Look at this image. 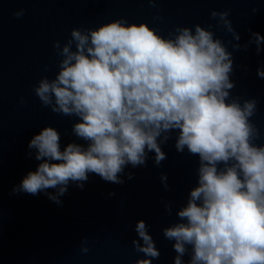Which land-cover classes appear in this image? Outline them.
I'll return each mask as SVG.
<instances>
[{"label":"clouds","instance_id":"obj_1","mask_svg":"<svg viewBox=\"0 0 264 264\" xmlns=\"http://www.w3.org/2000/svg\"><path fill=\"white\" fill-rule=\"evenodd\" d=\"M230 12L212 10L210 16L238 42ZM211 28L177 26L166 37L146 22L119 18L73 28L63 46L55 41L59 71L53 79L41 78L33 91L53 113L77 117L72 133L86 144L62 149L61 134L43 128L28 144L29 157L34 151L40 163L10 194L44 192L62 204L69 185L83 189L89 174L123 184L126 167H146L150 152L159 166L167 158L161 145L176 132L177 151L198 156L199 167L178 222L162 230L174 241V264H264V144L256 143L260 132L251 119L259 101L232 96L233 51L241 45L229 51ZM252 44L259 55L264 35L251 32L243 49ZM257 76L264 79V65ZM161 181L168 189L167 174ZM165 208L172 215V205ZM134 230L138 239L132 244L145 257L134 264H153L161 252L149 225L140 220Z\"/></svg>","mask_w":264,"mask_h":264},{"label":"water","instance_id":"obj_2","mask_svg":"<svg viewBox=\"0 0 264 264\" xmlns=\"http://www.w3.org/2000/svg\"><path fill=\"white\" fill-rule=\"evenodd\" d=\"M254 8H259L255 14ZM21 9L23 16L13 15ZM229 9L228 18L241 37L238 42L210 16L212 10ZM119 18L146 22L166 37L177 26L212 25L210 30L229 51L239 43L241 48L233 51L231 79L236 87L231 94L241 102L259 101L251 119L260 132L256 143L264 144V79L257 76L264 50L257 55L255 44L243 49L251 32L264 35V0H156L155 6L149 0H0V264H134L145 258L132 244L140 220L149 225L161 252L153 264H174V241L165 239L162 230L178 222V210L197 186L199 167L198 156L187 149L177 151L176 132L161 145L167 158L159 166L150 152L146 167H126L123 184L89 174L83 189L69 185L60 197L62 204L44 192L10 194L37 169L40 161L34 151L29 157L28 144L43 128L51 126L61 134L62 149L71 142L86 144L72 133L78 118L53 113L33 91L41 78L53 79L59 71L61 57L54 42L63 46L73 28H96ZM127 173L134 178L129 180ZM162 174H167L168 189ZM48 192L55 194L54 189ZM166 203L172 205V215Z\"/></svg>","mask_w":264,"mask_h":264}]
</instances>
